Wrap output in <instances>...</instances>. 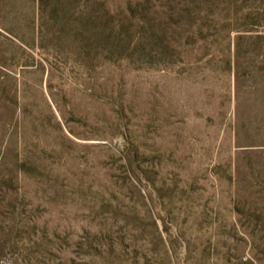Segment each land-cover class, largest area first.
<instances>
[{
    "label": "rangeland",
    "instance_id": "374dc122",
    "mask_svg": "<svg viewBox=\"0 0 264 264\" xmlns=\"http://www.w3.org/2000/svg\"><path fill=\"white\" fill-rule=\"evenodd\" d=\"M0 264H264V0H0Z\"/></svg>",
    "mask_w": 264,
    "mask_h": 264
}]
</instances>
